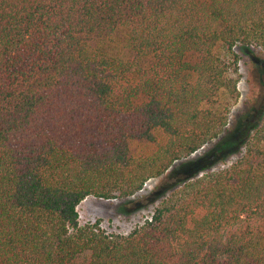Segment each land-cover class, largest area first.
Returning <instances> with one entry per match:
<instances>
[{"label":"trees","instance_id":"trees-1","mask_svg":"<svg viewBox=\"0 0 264 264\" xmlns=\"http://www.w3.org/2000/svg\"><path fill=\"white\" fill-rule=\"evenodd\" d=\"M238 47L264 51V0H0V264H264V119L127 234L78 211L220 138Z\"/></svg>","mask_w":264,"mask_h":264},{"label":"rangeland","instance_id":"rangeland-1","mask_svg":"<svg viewBox=\"0 0 264 264\" xmlns=\"http://www.w3.org/2000/svg\"><path fill=\"white\" fill-rule=\"evenodd\" d=\"M237 52L240 55V96L232 108L229 124L219 138L228 139L230 151L223 156L216 155L214 149L220 141L217 139L190 158L176 163L163 177L150 180L144 190L133 197L111 200L89 197L78 207L81 223L99 220L106 231L127 234L142 224L164 195L183 178L202 173L208 166L211 171L222 169L241 156L246 138L264 119V51L238 47Z\"/></svg>","mask_w":264,"mask_h":264}]
</instances>
